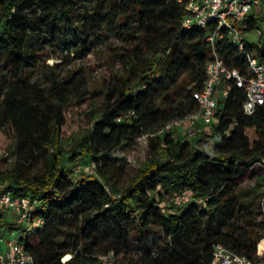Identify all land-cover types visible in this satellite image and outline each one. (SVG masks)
Instances as JSON below:
<instances>
[{
  "label": "trees",
  "instance_id": "16d2710c",
  "mask_svg": "<svg viewBox=\"0 0 264 264\" xmlns=\"http://www.w3.org/2000/svg\"><path fill=\"white\" fill-rule=\"evenodd\" d=\"M184 14L176 0H0V152L13 142L16 155L12 168L0 171V188L41 202L35 216L44 224L22 239L34 264H100L98 256L109 252L116 264H209L216 243L264 259V204L253 203L264 183V106L245 115L244 92L231 87L211 132H200L203 147L163 131L198 111L192 93L211 57L208 28H184ZM249 22L256 27L255 18ZM101 28L119 36L107 56L119 68L94 92L86 95L74 71L59 76L58 63L46 66L47 84L32 79L41 43L56 47L71 33L74 52L84 54ZM255 50L264 61V43ZM217 52L245 71L227 39ZM77 134L69 163L90 158L94 165L74 180L62 142ZM143 136V167L122 187L111 182L121 169L112 166V152ZM249 174L255 185L242 188ZM183 191L191 193L188 202H164ZM66 254L71 259L61 263Z\"/></svg>",
  "mask_w": 264,
  "mask_h": 264
},
{
  "label": "built area",
  "instance_id": "2783aa9c",
  "mask_svg": "<svg viewBox=\"0 0 264 264\" xmlns=\"http://www.w3.org/2000/svg\"><path fill=\"white\" fill-rule=\"evenodd\" d=\"M185 12L181 24L186 29H206L205 41L208 43L211 57L205 66L206 77L201 88L192 93L198 104V111L181 119L168 122L164 132H179L185 139L196 133V124L209 125L215 118L219 101L228 96L231 87L244 92L241 109L245 115H251L259 106H264V61H260L256 48L261 47L262 31L249 26L253 11L261 7L260 0H176ZM255 32L256 45L246 41L250 32ZM227 39L243 55L246 69L241 72L230 67L217 52V44ZM264 167V163L261 164ZM191 195L181 194L172 199L179 206L188 202ZM200 204L203 199L195 200ZM41 202L28 196H15L5 188H0V212L10 211L16 216L20 231H9L6 236L0 234V264H34L33 256L25 250L22 239L36 231L44 220L35 213ZM264 217V208H262ZM10 229H12L10 227ZM264 238V236H262ZM3 247V248H2ZM71 254L64 255L60 262L70 260ZM100 264H116L113 252L98 256ZM209 264H264V259L251 261L248 257L236 254L220 243L212 250Z\"/></svg>",
  "mask_w": 264,
  "mask_h": 264
},
{
  "label": "rangeland",
  "instance_id": "374dc122",
  "mask_svg": "<svg viewBox=\"0 0 264 264\" xmlns=\"http://www.w3.org/2000/svg\"><path fill=\"white\" fill-rule=\"evenodd\" d=\"M261 1V7L253 11L254 18L256 19V27L261 31H264V0ZM99 36L94 40L91 48L88 52L84 54H76L74 50L77 45L70 43L71 33L69 35L67 43H62L59 46H51L49 43H41L40 48L36 52L38 54L33 59V69H32V79L34 81L39 82L41 85L47 84L46 77V66H51L55 63L60 64L56 69V73L59 76H65L68 73L75 72L74 78H79L85 86L86 95L91 94L101 85L103 79H106L109 74V69H117L119 68V64L115 62H111L107 57L109 51L113 47L120 46L119 36L115 32V30L105 31L104 29H100L98 31ZM246 41H248L251 45H256L258 39L255 36V32H250ZM261 43L264 41L261 40ZM100 103V96L97 94L92 97L91 104L86 109L88 115L91 114L94 107H97ZM211 132V124L202 125L199 124L196 126L195 135L188 139L190 146L193 147H203L204 140L200 137V132ZM177 135H182L179 132L172 133V137L176 138ZM78 138V134L75 139H71L70 137L65 139L62 142V146L66 150V166L67 171L69 172V176L71 179L76 180L81 174H91L93 173V161L90 158L78 159L74 165L69 163V156L73 153V147L75 144V140ZM149 154V146L148 140L146 136L140 137L132 144H122L120 147L115 149L110 155V160L112 162V166L115 168L120 167L116 172L115 178L111 182H116L118 186L122 187L126 185L130 179L143 167L146 157ZM15 152L13 142L9 143V149L0 152V171H8L12 168L13 163L15 161ZM38 169L37 166H32V171L30 173L36 172ZM256 176L254 174H249L245 177L241 183L242 188H251L255 185ZM5 186V185H2ZM181 194L191 195L190 192L183 191L176 195L166 196L164 202L167 204H175L172 199ZM256 197L253 203L262 205L264 204V183H262L257 189ZM262 217V216H261ZM259 213L257 214V219H259ZM264 219V217H262ZM16 216L13 215L10 211L6 210L2 213V221H1V232L0 234L3 236L7 235L8 225H11V230L14 233H18L20 231L19 225L16 222ZM148 244H151L150 239H148ZM118 256V258H120ZM132 259H135V255L131 253ZM118 264V263H117Z\"/></svg>",
  "mask_w": 264,
  "mask_h": 264
},
{
  "label": "crops",
  "instance_id": "0c3cea01",
  "mask_svg": "<svg viewBox=\"0 0 264 264\" xmlns=\"http://www.w3.org/2000/svg\"><path fill=\"white\" fill-rule=\"evenodd\" d=\"M199 124H202V125H203V123L198 122V123L196 124V126L199 125ZM0 215H2V212H0ZM10 226H11V225H8L7 228L5 227V229L7 230V233H8L9 231H10V232L12 231V230L10 229ZM1 229H2V227L0 226V232H1ZM2 248H3V247H2Z\"/></svg>",
  "mask_w": 264,
  "mask_h": 264
}]
</instances>
